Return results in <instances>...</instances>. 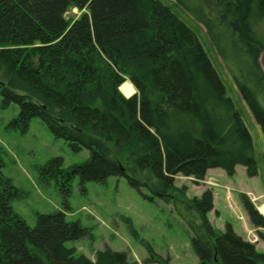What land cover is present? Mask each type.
Segmentation results:
<instances>
[{
	"label": "trees",
	"instance_id": "trees-1",
	"mask_svg": "<svg viewBox=\"0 0 264 264\" xmlns=\"http://www.w3.org/2000/svg\"><path fill=\"white\" fill-rule=\"evenodd\" d=\"M177 1L206 29L264 136V0H209L213 14ZM71 8L81 12L72 21ZM127 81L131 97L120 90ZM0 95L3 108H20L8 130L26 134L40 118L73 152H90L69 168L61 157L38 168L41 183L55 181L64 209L75 179L85 190L123 177L173 207L201 264H264L231 224L211 223L212 190L189 198L176 185L178 176L200 183L217 168L233 176L240 165L255 177L258 165L251 133L199 38L162 1L0 0ZM4 168L0 146V264H132L109 248L95 261L76 256L67 242L93 240V231L64 210L37 214L30 227L12 206L25 194ZM241 200L264 242V216L247 195ZM145 246L146 263L171 264Z\"/></svg>",
	"mask_w": 264,
	"mask_h": 264
},
{
	"label": "rangeland",
	"instance_id": "rangeland-1",
	"mask_svg": "<svg viewBox=\"0 0 264 264\" xmlns=\"http://www.w3.org/2000/svg\"><path fill=\"white\" fill-rule=\"evenodd\" d=\"M160 1L168 5L199 38L226 87L227 95L235 103L251 133L258 165V175L255 177H249L246 168L240 165L233 176L217 168L212 170L211 174L214 176H209L200 183H196L193 178L178 176L176 185L187 186L189 198L201 197L206 190H212L214 210L208 214L211 223L219 230H224L227 224H231L238 235L255 244L257 250L264 253V242L259 239L258 230L251 224L241 200L242 195H247L259 212V208L264 207L261 206L264 202L262 130L204 26L199 24L177 0ZM184 1L200 3L209 14L215 11L209 0ZM80 15L81 12L77 8H71L66 16L72 21ZM261 62L264 69V54ZM133 88L134 92L132 94L126 92L127 95L122 88L120 90L126 97H131L136 93L134 86ZM261 102L264 106V96ZM19 110L17 104L3 108L0 95V146L5 161L3 172L25 194L24 197L14 200L12 206L30 227L36 226L37 214H51L64 210L69 222L79 221L93 231V240L83 238L67 242L66 246L75 249L76 256L85 255L95 261L99 251L109 248L125 252L132 264H148L146 260L150 255L145 246L148 243L157 255L169 258L171 264H201L192 246V234L173 207L161 200L150 201L145 197L149 195L147 191L139 192L132 188L126 178L111 177L106 184L88 182L85 190L81 188L77 178L72 184L71 196L68 199L70 209H64L63 199L55 181L50 184L41 183L38 168L57 157L63 158L64 168H69L85 162L90 157V152L88 150L73 152L67 141L55 138L40 118L32 120L30 130L26 134L8 130V123L18 115ZM262 212L264 213V208ZM131 229H134L136 234Z\"/></svg>",
	"mask_w": 264,
	"mask_h": 264
},
{
	"label": "bare ground",
	"instance_id": "bare-ground-1",
	"mask_svg": "<svg viewBox=\"0 0 264 264\" xmlns=\"http://www.w3.org/2000/svg\"><path fill=\"white\" fill-rule=\"evenodd\" d=\"M122 91L126 94V92H127V94H132L133 92H134V88H133V86L131 85V83H125L122 87ZM126 90V91H125ZM131 90H132V92H131ZM126 94V95H127ZM262 208H264V207H262ZM262 208H261V210H262Z\"/></svg>",
	"mask_w": 264,
	"mask_h": 264
},
{
	"label": "crops",
	"instance_id": "crops-1",
	"mask_svg": "<svg viewBox=\"0 0 264 264\" xmlns=\"http://www.w3.org/2000/svg\"><path fill=\"white\" fill-rule=\"evenodd\" d=\"M212 170L213 169H211V170H209L208 172H207V176H206V178H208L209 176H214V174H211L212 173ZM216 176V175H215ZM263 204V205H262ZM261 206H264V202H262L261 203ZM259 210H260V213L262 214V215H264V213L261 211V209L259 208Z\"/></svg>",
	"mask_w": 264,
	"mask_h": 264
}]
</instances>
